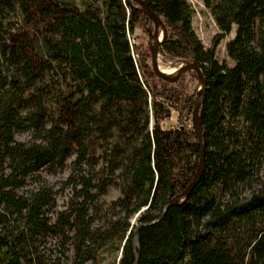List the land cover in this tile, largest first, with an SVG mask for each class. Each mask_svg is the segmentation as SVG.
<instances>
[{
  "label": "trees",
  "instance_id": "1",
  "mask_svg": "<svg viewBox=\"0 0 264 264\" xmlns=\"http://www.w3.org/2000/svg\"><path fill=\"white\" fill-rule=\"evenodd\" d=\"M145 1L167 29L160 64L205 75V165L141 227L137 264H264V0H205L210 46L190 0ZM154 30L131 0H0V264H133L136 226L192 182L199 78L156 75ZM67 168L60 210L44 173Z\"/></svg>",
  "mask_w": 264,
  "mask_h": 264
},
{
  "label": "water",
  "instance_id": "2",
  "mask_svg": "<svg viewBox=\"0 0 264 264\" xmlns=\"http://www.w3.org/2000/svg\"><path fill=\"white\" fill-rule=\"evenodd\" d=\"M131 1L133 3H136L137 5H139L140 9L145 11L149 15V17L152 19V21L155 25L154 33L152 34L151 39H150V47H151V52H152V67H153V70L156 73V75L158 77L164 79V80L171 81V82L177 81L181 77V75L188 70H194V71H196V73L198 75L199 86H198V89L196 92V97H195V102H194V107H193L192 122H193V128L196 131L199 143L201 145L200 163H199V167L197 169V172H196L195 177L193 178L192 182L187 186V188L184 191H182L181 193H179L178 195L173 197L171 200H169L165 204L163 213L160 215L159 218H157L151 222L140 223L134 229L132 242H133V247H134L135 262L133 264H137L138 260H139V256H140V253H139V231H140L141 227L143 225L153 224V223L157 222L158 220H160L163 217V215L165 214V211L170 206L177 205L179 202L184 201L188 197V195L191 193L193 188L196 186V184L201 179L203 169H204V165H205V140H204V137L202 135V128H201L202 123H201L200 107H201V101H202V98L204 96L205 89L207 86V82H206V78H205V75L203 73V70L201 68V65L196 61H189V62L183 64L180 68H178L179 71L173 77H169L159 70V56H160L159 50H160V48H161V46H162V44L166 38V34H167L166 26H165L163 20L161 19V17L149 7L148 3L145 0H131ZM161 24L164 27L162 39H160ZM152 39H155L157 41L155 46L152 45Z\"/></svg>",
  "mask_w": 264,
  "mask_h": 264
},
{
  "label": "rangeland",
  "instance_id": "3",
  "mask_svg": "<svg viewBox=\"0 0 264 264\" xmlns=\"http://www.w3.org/2000/svg\"><path fill=\"white\" fill-rule=\"evenodd\" d=\"M190 1L195 9V15L193 18L194 28L196 29L198 35L203 40L205 45L210 46L212 44L214 36L219 32L218 25L213 17L211 9L206 6L205 0ZM139 34H141V30L137 29L135 32V36ZM234 35L235 28L226 38L221 41L217 48V55L220 61L227 60V63L229 65H234L235 61L227 56L226 44L232 37H234ZM160 65L168 69H177L175 67L165 65L163 66L162 64ZM176 116L177 113L173 112L172 117L166 122V127H170L176 123ZM16 138L21 141H27L30 137L28 133H19L16 135ZM70 174V168H67L64 171L55 174L44 173V177L46 178L49 186L52 187L53 190L57 193V204L58 209L60 210L65 209L68 206V203L74 193V186L67 184V180ZM120 194L121 193L118 188L111 186L104 198L107 202H110L111 200L117 198ZM246 195H248V193H246L245 196ZM132 221L133 223L137 224V215L133 218Z\"/></svg>",
  "mask_w": 264,
  "mask_h": 264
},
{
  "label": "bare ground",
  "instance_id": "4",
  "mask_svg": "<svg viewBox=\"0 0 264 264\" xmlns=\"http://www.w3.org/2000/svg\"><path fill=\"white\" fill-rule=\"evenodd\" d=\"M163 25L161 24V33H160V39L163 38ZM157 43V41L155 39H152V45L155 46ZM159 70L164 73L165 75L169 76V77H173L177 74V72L179 71L178 68L177 69H168L166 67H162L160 65V61H159Z\"/></svg>",
  "mask_w": 264,
  "mask_h": 264
}]
</instances>
